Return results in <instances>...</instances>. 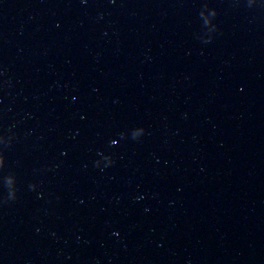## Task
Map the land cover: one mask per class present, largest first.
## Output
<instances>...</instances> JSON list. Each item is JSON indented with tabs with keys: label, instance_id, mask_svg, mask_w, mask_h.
I'll return each mask as SVG.
<instances>
[{
	"label": "water",
	"instance_id": "95a60500",
	"mask_svg": "<svg viewBox=\"0 0 264 264\" xmlns=\"http://www.w3.org/2000/svg\"><path fill=\"white\" fill-rule=\"evenodd\" d=\"M0 264H264V0H0Z\"/></svg>",
	"mask_w": 264,
	"mask_h": 264
}]
</instances>
